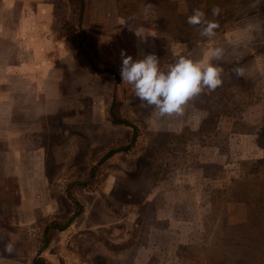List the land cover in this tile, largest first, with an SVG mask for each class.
I'll return each mask as SVG.
<instances>
[{
	"label": "rangeland",
	"instance_id": "obj_1",
	"mask_svg": "<svg viewBox=\"0 0 264 264\" xmlns=\"http://www.w3.org/2000/svg\"><path fill=\"white\" fill-rule=\"evenodd\" d=\"M44 4L63 48L49 52V79L0 81L17 90L0 97L17 106L0 137L42 148L52 187L44 208H20L16 177L0 171V264H264V0ZM23 5L0 14L13 27L0 32V78ZM196 9L219 25L210 41L187 23ZM209 45L224 50L211 61L223 84L182 117L156 116L121 79V50L134 61L155 54L166 72L180 57L203 61ZM87 54L109 70L96 72ZM55 222L66 227L45 244Z\"/></svg>",
	"mask_w": 264,
	"mask_h": 264
},
{
	"label": "crops",
	"instance_id": "obj_2",
	"mask_svg": "<svg viewBox=\"0 0 264 264\" xmlns=\"http://www.w3.org/2000/svg\"><path fill=\"white\" fill-rule=\"evenodd\" d=\"M22 1L24 2L20 10L22 12V19H20L19 24L15 25L13 23L16 31L19 32V36L13 39L16 51L11 50V59L8 58L10 61L6 62L7 66L4 70H1L3 77L0 78V81L3 79H8V81H16V79H24L26 81L49 79L50 73H48V69L46 68L49 61V52L63 48L61 47V43L55 41L52 36V20L43 18L47 16L45 15L46 8L43 7L45 5L44 0ZM4 2L5 4L0 8V14L10 13L12 15L16 0H4ZM3 31H13L12 25L0 24V32ZM49 62L51 64V61ZM36 65L38 66L34 68ZM7 69L9 70L7 71ZM24 89L27 90L26 87ZM16 91L13 87L12 89L3 88L2 82L0 83V97H3V95L16 96ZM10 106L11 104L7 103V101H0L1 121L12 119L17 106L14 105L11 111L9 109ZM7 125L9 126L8 123ZM13 138L9 137L6 139L5 137L1 139L0 137V171L8 172L7 175L16 177L18 187L9 191L12 193L18 191L20 193V201L17 203L20 208H44L46 205H43L48 201L45 193L51 190L52 183H50L49 174H47L44 168L42 148L33 151L29 148L16 146L17 143L13 144ZM1 142H3L4 146H1ZM53 150L57 159L59 154L57 146L53 147ZM1 175L3 173H0Z\"/></svg>",
	"mask_w": 264,
	"mask_h": 264
},
{
	"label": "clouds",
	"instance_id": "obj_3",
	"mask_svg": "<svg viewBox=\"0 0 264 264\" xmlns=\"http://www.w3.org/2000/svg\"><path fill=\"white\" fill-rule=\"evenodd\" d=\"M219 7L212 9V15L218 16ZM187 23L200 26V35L210 41L215 36V30L219 27L215 21L205 19V13L199 9L187 18ZM144 36H141L143 38ZM224 50L220 47L209 45L203 61L194 62L191 59L180 57L174 64L169 65L166 72L160 71L159 60L155 54H148L143 59L133 60L121 50L122 64L120 76L124 84L131 85L135 97L142 103L154 107L158 117H182L185 114V106L194 97L207 89L214 92L221 87L223 80L221 74L223 68L211 63L212 60H221ZM235 75L244 77L245 69L236 67ZM199 121V117H194ZM4 253L11 255L14 251V243L5 244Z\"/></svg>",
	"mask_w": 264,
	"mask_h": 264
},
{
	"label": "trees",
	"instance_id": "obj_4",
	"mask_svg": "<svg viewBox=\"0 0 264 264\" xmlns=\"http://www.w3.org/2000/svg\"><path fill=\"white\" fill-rule=\"evenodd\" d=\"M87 59L88 61L90 62V64L92 65L93 69L96 71V72H104V71H107L109 69H101L97 66V63L92 59V57L87 54ZM111 114H112V121L114 124H127V125H133V123H131L130 121H128L127 119H123L121 117H118L115 112L113 110H111ZM134 127V130H135V133H134V137H136L137 135V132H138V127L136 125H133ZM72 196V195H70ZM72 198V197H71ZM74 203L77 205L78 209L80 210L82 208V205L79 201H77L76 199H74ZM66 227V225H62L60 224L59 222H55L53 225H49L48 227H46L45 229V232H44V235L46 237L45 239V244H47L50 240V238L48 237L47 233H49L50 230L52 229H64Z\"/></svg>",
	"mask_w": 264,
	"mask_h": 264
}]
</instances>
